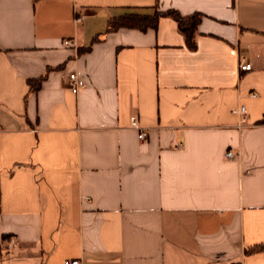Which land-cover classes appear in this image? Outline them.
Wrapping results in <instances>:
<instances>
[{"label": "crops", "instance_id": "crops-1", "mask_svg": "<svg viewBox=\"0 0 264 264\" xmlns=\"http://www.w3.org/2000/svg\"><path fill=\"white\" fill-rule=\"evenodd\" d=\"M263 117L264 0H0V264H264Z\"/></svg>", "mask_w": 264, "mask_h": 264}, {"label": "trees", "instance_id": "trees-1", "mask_svg": "<svg viewBox=\"0 0 264 264\" xmlns=\"http://www.w3.org/2000/svg\"><path fill=\"white\" fill-rule=\"evenodd\" d=\"M163 16H170L174 18L179 26V29L186 37L187 45L190 49H195L197 46L196 33L198 30L199 22L202 19L201 13H194L190 16H184L179 10L171 8L164 11L156 10L153 13H139L129 12L124 15L113 17L108 23V32L116 31L122 27L138 28L141 30H147L148 28H156L158 26L159 19ZM42 78L30 80L31 89L37 90L40 87ZM264 122V117L260 123ZM264 250V245L253 246L246 249L247 254L252 252Z\"/></svg>", "mask_w": 264, "mask_h": 264}, {"label": "built area", "instance_id": "built-area-1", "mask_svg": "<svg viewBox=\"0 0 264 264\" xmlns=\"http://www.w3.org/2000/svg\"><path fill=\"white\" fill-rule=\"evenodd\" d=\"M64 42L66 45L73 44V42L71 40H65ZM238 65H239L240 71H243V72H247L249 70H252V68H253L252 63L245 57H243L239 60ZM69 78H70V82H71L72 91L74 93H78V91L82 85V80H83L82 76L78 72H71L69 74ZM252 95L256 96L255 93H252ZM239 109H240L241 113L244 115L242 118V123H244L246 121V117H245L246 109L244 106H241ZM236 111H238V110L237 109L233 110V112H236ZM131 125L135 129L139 130V135H138L139 138L141 140H145L146 136H147V132L140 126V123H139L137 117L133 116L131 118ZM226 153H227L228 158H233L235 156V153L231 150H228ZM63 264H82V261L78 258H69V259H66Z\"/></svg>", "mask_w": 264, "mask_h": 264}]
</instances>
